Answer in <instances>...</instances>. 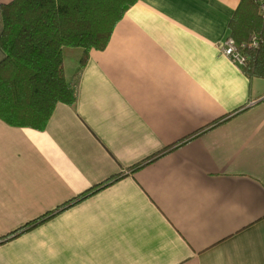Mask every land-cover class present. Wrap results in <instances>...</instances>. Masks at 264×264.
Returning <instances> with one entry per match:
<instances>
[{
    "label": "crops",
    "instance_id": "obj_1",
    "mask_svg": "<svg viewBox=\"0 0 264 264\" xmlns=\"http://www.w3.org/2000/svg\"><path fill=\"white\" fill-rule=\"evenodd\" d=\"M240 1L138 0L89 52L74 109L43 131L0 120V238L53 215L0 264H264V80L220 51Z\"/></svg>",
    "mask_w": 264,
    "mask_h": 264
},
{
    "label": "trees",
    "instance_id": "obj_2",
    "mask_svg": "<svg viewBox=\"0 0 264 264\" xmlns=\"http://www.w3.org/2000/svg\"><path fill=\"white\" fill-rule=\"evenodd\" d=\"M138 0H12L0 6V120L9 127L43 131L55 107L76 105L80 74L91 50L102 51L125 12ZM229 37L240 47L254 36L256 49H243V74L264 80V19L254 0H241L228 24ZM79 50L78 68L62 77L63 51ZM218 124L215 122L214 125ZM190 137L144 160L147 165ZM140 166V165H139ZM121 178V175L81 194L56 212L70 207ZM54 214V213H53ZM53 216L42 217L0 238L5 244Z\"/></svg>",
    "mask_w": 264,
    "mask_h": 264
},
{
    "label": "built area",
    "instance_id": "obj_3",
    "mask_svg": "<svg viewBox=\"0 0 264 264\" xmlns=\"http://www.w3.org/2000/svg\"><path fill=\"white\" fill-rule=\"evenodd\" d=\"M257 6L259 16L264 19V0H254ZM260 45V41L256 37H252L247 45L238 47L235 41L228 37L220 45V51L223 57L229 62L239 68H244L245 58L243 56V49H256Z\"/></svg>",
    "mask_w": 264,
    "mask_h": 264
},
{
    "label": "rangeland",
    "instance_id": "obj_4",
    "mask_svg": "<svg viewBox=\"0 0 264 264\" xmlns=\"http://www.w3.org/2000/svg\"><path fill=\"white\" fill-rule=\"evenodd\" d=\"M67 50H73V49H67ZM79 55V54H78Z\"/></svg>",
    "mask_w": 264,
    "mask_h": 264
}]
</instances>
